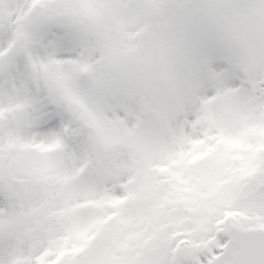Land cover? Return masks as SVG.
I'll return each mask as SVG.
<instances>
[{
    "label": "snow or ice",
    "instance_id": "obj_1",
    "mask_svg": "<svg viewBox=\"0 0 264 264\" xmlns=\"http://www.w3.org/2000/svg\"><path fill=\"white\" fill-rule=\"evenodd\" d=\"M0 264H264V0H0Z\"/></svg>",
    "mask_w": 264,
    "mask_h": 264
}]
</instances>
